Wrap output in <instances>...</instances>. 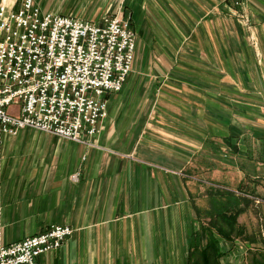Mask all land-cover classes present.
I'll return each instance as SVG.
<instances>
[{"label":"crops","instance_id":"0c3cea01","mask_svg":"<svg viewBox=\"0 0 264 264\" xmlns=\"http://www.w3.org/2000/svg\"><path fill=\"white\" fill-rule=\"evenodd\" d=\"M129 11L63 15L130 18L140 54L168 59L161 88L169 95L156 96L151 85V109L164 100L182 112L117 111L130 104L125 86L107 97V116L88 144L30 129L17 143L7 138L3 240L68 225L73 235L37 264H201L214 233L226 250L222 264L235 253L245 264L249 250H264V225L256 235L250 217L261 200L249 187L259 193L264 183V0H129ZM231 146L237 160L218 162ZM205 164L212 176L187 173ZM236 212L241 237L213 231V217L225 216L220 227L234 233L228 217ZM250 234L255 243L244 240Z\"/></svg>","mask_w":264,"mask_h":264},{"label":"built area","instance_id":"2783aa9c","mask_svg":"<svg viewBox=\"0 0 264 264\" xmlns=\"http://www.w3.org/2000/svg\"><path fill=\"white\" fill-rule=\"evenodd\" d=\"M130 18L100 20L44 12L34 0H0V165L7 138L36 130L80 145L98 135L107 97L120 94L136 61ZM0 200V264H37L74 230L5 243Z\"/></svg>","mask_w":264,"mask_h":264},{"label":"rangeland","instance_id":"374dc122","mask_svg":"<svg viewBox=\"0 0 264 264\" xmlns=\"http://www.w3.org/2000/svg\"><path fill=\"white\" fill-rule=\"evenodd\" d=\"M38 3V6L40 5L41 8L43 7L45 10H50L49 12H54V13H59V14H77L83 17H87V18H99L100 16L104 15V14H115L116 12H122V13H126L127 16L129 15V0H35ZM36 3V4H37ZM120 8H122L121 10H119ZM109 9V10H108ZM108 10V11H107ZM219 22V21H218ZM217 25V23H216ZM136 26V25H135ZM216 28V26L214 25V29ZM138 49H137V58H136V62L134 65V71L133 73H131V77L127 83L126 88L127 91L125 92L124 97H127V103L130 102V104L124 105V106H118L117 107V111L119 109V111L122 112H152V111H159V112H168L169 111H173V112H179L181 113V106L178 105L177 103L174 105H168L165 103V101L163 100V102H160L159 105H157L156 107H159V109L157 110H152L151 109V105L150 103H148L147 99H149L150 97V93L152 90H150V86L153 85L154 90L153 93L156 94V96L159 97H167L168 92L166 90H163L161 87L163 86V79H161V77H163L166 73L162 72V69L164 68V66H167L168 64V59L164 58V57H160V56H153V57H143L140 54V49L139 46L142 44V39L138 34ZM154 46V44H153ZM155 47V46H154ZM151 65V67L149 68V66ZM133 81L134 86H132ZM139 81H143L145 82L144 85H142L141 87L137 86V82ZM137 86V87H136ZM131 87V88H130ZM125 88V87H124ZM130 88V89H128ZM124 91V89H123ZM122 91V92H123ZM207 91L211 92L209 89H207ZM121 92V93H122ZM120 93V94H121ZM178 95H180V93L175 91V96L178 97ZM184 95V94H183ZM126 102V101H125ZM108 112V111H107ZM19 138V137H17ZM12 139V142H16V139ZM233 144H236V140L233 141ZM232 144V145H233ZM226 155H229L228 158L226 157H220L218 156V160L216 158H212L213 162L216 159L218 162H225L226 159L228 160H232V158H234L235 160H237V153H234V151L232 150H227ZM225 155V154H224ZM235 156V157H234ZM202 158V157H201ZM204 162V161H203ZM205 163V162H204ZM207 164L203 165V168H200V172L198 170H196L197 172H199V174L193 173L192 170H187V173H191L190 175H204V176H212L213 175V169H211L210 174H209V170L207 169ZM213 166V164H212ZM213 168V167H212ZM250 170L249 173L251 174L252 168H249ZM260 175H261V182L263 181V177H264V169H260ZM252 176V175H251ZM252 184V181H251ZM250 187L251 190V194H256V198L260 199V204H254V206H252V210L250 211V217H251V225H253V227L255 228V232L257 233L256 235H259V228L262 224L264 225V183H262V186H260V188L262 187L261 191L259 193H255V191H252V187ZM259 206V207H257ZM263 219V220H262ZM262 229V228H261ZM263 230V229H262ZM264 233V232H263ZM225 250V249H224ZM250 254L249 256L246 258L247 261L249 260L251 253V250H249ZM226 253V250H225ZM235 257V258H234ZM233 259V263L231 264H243L245 262V256L242 257L240 254L235 253ZM227 259L224 260V262H226ZM237 261V262H235ZM229 262V261H228Z\"/></svg>","mask_w":264,"mask_h":264},{"label":"trees","instance_id":"16d2710c","mask_svg":"<svg viewBox=\"0 0 264 264\" xmlns=\"http://www.w3.org/2000/svg\"><path fill=\"white\" fill-rule=\"evenodd\" d=\"M234 153H237L238 150L235 148V146H231ZM240 217V213L236 212L233 215H230L228 217V220H230L231 225L230 228L234 230V233L226 231L224 228L220 227L219 223L224 222L225 223V216H217L213 217V231L216 232L219 236L225 237V238H236L241 237V234L239 232H235V226L237 225L238 218ZM213 233V240L211 241V245L208 244V246L202 251V262L201 264H222V259L225 257L226 253L221 250L219 241L214 237ZM256 236L254 234H250L247 238L244 237V240L250 241V243H255ZM232 240V239H231ZM245 264H264V250L263 251H256L255 253H251V256L247 263Z\"/></svg>","mask_w":264,"mask_h":264}]
</instances>
